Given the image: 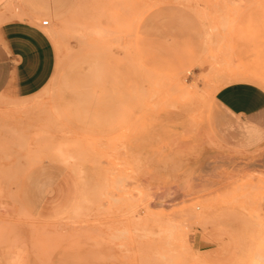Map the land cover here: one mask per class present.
Here are the masks:
<instances>
[{"label": "rangeland", "instance_id": "1", "mask_svg": "<svg viewBox=\"0 0 264 264\" xmlns=\"http://www.w3.org/2000/svg\"><path fill=\"white\" fill-rule=\"evenodd\" d=\"M39 25L48 83L0 96V264H264V134L213 100L264 90L244 80L264 79V0H80ZM45 171L76 198L42 227Z\"/></svg>", "mask_w": 264, "mask_h": 264}, {"label": "crops", "instance_id": "2", "mask_svg": "<svg viewBox=\"0 0 264 264\" xmlns=\"http://www.w3.org/2000/svg\"><path fill=\"white\" fill-rule=\"evenodd\" d=\"M78 1L0 0V96L26 99L48 83L54 51L39 24L70 16ZM213 100L240 119L249 132L264 134V90L260 87L230 84L219 89ZM49 177L45 171L33 192L36 226L58 224L75 210L76 189L71 177L64 173L53 180Z\"/></svg>", "mask_w": 264, "mask_h": 264}, {"label": "bare ground", "instance_id": "3", "mask_svg": "<svg viewBox=\"0 0 264 264\" xmlns=\"http://www.w3.org/2000/svg\"><path fill=\"white\" fill-rule=\"evenodd\" d=\"M21 15V14H20ZM17 16V15H16ZM220 76V75H219ZM234 78V77H233ZM233 79H228V81H226V85L227 84H229L230 82H233L232 81ZM234 80H236V79H234ZM244 80L245 81H254V82H256V83H258V84H260V85H263L264 86V79L262 78V77H259V76H257V75H249V76H245V78H244ZM221 81H222V79H221ZM233 84V83H232ZM224 86V85H223ZM218 91V89H216L215 90V92H214V94L216 93ZM214 94H213V97H214ZM35 102V101H34ZM35 104V103H34ZM217 227L215 226L213 229H216ZM212 229V230H213ZM229 242H227V241H225V242H220L219 244H223V245H229L228 244ZM258 249V248H257ZM262 250V249H261ZM263 251V250H262ZM260 254H262L263 255V253H260ZM259 254V255H260ZM164 257V256H163ZM166 257V256H165ZM263 258V257H262ZM166 259V258H165ZM168 259V258H167ZM171 259V258H170ZM264 260V259H263ZM167 261V260H166ZM169 261V260H168Z\"/></svg>", "mask_w": 264, "mask_h": 264}, {"label": "built area", "instance_id": "4", "mask_svg": "<svg viewBox=\"0 0 264 264\" xmlns=\"http://www.w3.org/2000/svg\"><path fill=\"white\" fill-rule=\"evenodd\" d=\"M41 25H42V26H46V25H47V22H42Z\"/></svg>", "mask_w": 264, "mask_h": 264}]
</instances>
